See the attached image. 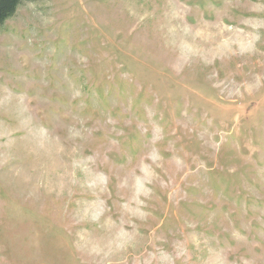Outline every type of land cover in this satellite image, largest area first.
<instances>
[{
	"label": "rangeland",
	"instance_id": "rangeland-1",
	"mask_svg": "<svg viewBox=\"0 0 264 264\" xmlns=\"http://www.w3.org/2000/svg\"><path fill=\"white\" fill-rule=\"evenodd\" d=\"M0 264H264V0H21Z\"/></svg>",
	"mask_w": 264,
	"mask_h": 264
},
{
	"label": "trees",
	"instance_id": "trees-1",
	"mask_svg": "<svg viewBox=\"0 0 264 264\" xmlns=\"http://www.w3.org/2000/svg\"><path fill=\"white\" fill-rule=\"evenodd\" d=\"M20 3L21 0H0V26L15 14Z\"/></svg>",
	"mask_w": 264,
	"mask_h": 264
}]
</instances>
